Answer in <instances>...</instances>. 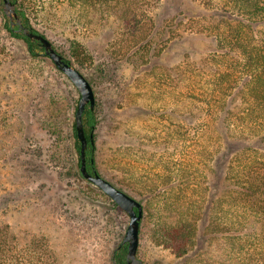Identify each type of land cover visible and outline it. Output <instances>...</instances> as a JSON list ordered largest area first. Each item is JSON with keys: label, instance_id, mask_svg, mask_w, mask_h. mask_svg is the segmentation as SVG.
<instances>
[{"label": "rangeland", "instance_id": "1", "mask_svg": "<svg viewBox=\"0 0 264 264\" xmlns=\"http://www.w3.org/2000/svg\"><path fill=\"white\" fill-rule=\"evenodd\" d=\"M129 1L97 0L82 23L50 13L35 24L93 84L102 174L130 184L139 200L153 193L142 202L138 257L144 264H264L259 190L252 195L236 183L248 170H264V137L237 136L198 109L209 101L200 86L217 78L208 63L217 27L238 21L215 10L216 0ZM3 10L0 0V225L23 241L46 237L57 264H114L130 215L80 172V90L51 57L30 53ZM219 134L227 150H212ZM167 183L176 187L155 193ZM189 199L203 207L195 229L177 210Z\"/></svg>", "mask_w": 264, "mask_h": 264}, {"label": "trees", "instance_id": "2", "mask_svg": "<svg viewBox=\"0 0 264 264\" xmlns=\"http://www.w3.org/2000/svg\"><path fill=\"white\" fill-rule=\"evenodd\" d=\"M14 1L25 24L32 27L36 32L43 33L36 26L39 15H49L53 13L62 18L72 14V17L82 23L83 13L89 12L88 8H91V5L94 6L93 2L97 0ZM103 1L106 0H102V3ZM115 1L119 5H127V7H130L133 3V1L130 2L129 0ZM216 1L219 5L215 10H222L223 15L229 14V17H233L238 22L231 27L229 26L230 28L228 29L226 28L227 26L221 28V23L219 22L220 24L215 32L217 44L214 51L215 54L208 60L212 75H214V77L217 76V78L215 77V83L212 87L200 86L202 92L200 96L202 97V95H205L203 93H206V97L209 98V101L204 105L198 104V109L200 112L212 115L216 121H218V119H223L229 131H233L237 136L245 138L264 137V0ZM125 10L126 13H129L130 9L126 8ZM6 26L14 36L26 41L32 55H39L41 51L45 53V48L41 44V41L33 40L22 32L16 31L15 28L18 26H15V28L12 27L10 20L6 23ZM43 34L47 36L45 33ZM78 55L84 57L81 59L82 62L88 60L87 57L89 56H85L84 52L78 51ZM65 58L67 61L72 62L70 58L66 56ZM238 100H240L239 103H237ZM234 102H236V104H234ZM188 108L189 104L186 105L185 111H187ZM84 122L86 133L90 141L87 149L88 168L91 172L96 170L102 174L99 162L100 147L98 142L101 116L97 107L95 109H91L90 106L86 108ZM74 135L76 138V148L80 154V172L83 175L81 170V142L77 134L76 123L74 125ZM218 137L220 144L212 150H227L228 146L226 145L224 148L220 134ZM216 155L219 154L216 153ZM233 167L229 165V170H227L229 174L227 172V176H231ZM105 177L121 189L133 195L128 188L131 187L129 186L130 184L123 182L121 178L115 181L110 177ZM236 183H238L237 186L240 187L239 190L245 189L247 193L252 195H256L259 190V205L261 209H264V204L260 203L264 201V170H260L259 174L248 170L245 177L238 178ZM175 187V184L172 183L161 186L158 185L155 193H161L164 189L172 190ZM152 194L153 193L148 194L143 200H148ZM207 198L208 197L205 196L204 199L206 200ZM143 200L141 201L143 202ZM189 201L190 202H181L177 210L180 213H185L183 216L187 221L189 219V222L193 223L192 226L195 229L194 224L199 222L203 215V207L193 203L192 199H189ZM116 205L119 206L117 202ZM167 209L169 208L167 207ZM217 212L215 210V213ZM175 213H177V211H175ZM260 220L264 227V217H260L259 221ZM142 223L143 222H141V230ZM194 229L190 230L188 233H190V235L194 234ZM178 239L179 236L172 238L173 241H176L175 247H181V244L177 246ZM188 247L190 246H187V252L190 250ZM127 253L128 244H122L116 251V254L113 255L114 264H129ZM189 261L190 260H187L186 263ZM0 264H57V256L46 237L35 236L29 240L23 241L22 237L14 232L9 225H0Z\"/></svg>", "mask_w": 264, "mask_h": 264}, {"label": "water", "instance_id": "3", "mask_svg": "<svg viewBox=\"0 0 264 264\" xmlns=\"http://www.w3.org/2000/svg\"><path fill=\"white\" fill-rule=\"evenodd\" d=\"M3 8L10 19L12 27L16 31L33 40L41 41L45 48V53L51 57L54 63L60 68L78 87L81 93V99L76 112V130L81 142V170L83 175L92 183L101 188L115 202L119 204L130 215V223L122 244H128L127 259L129 264H144L138 257L140 245L141 222L144 215V206L141 200L115 185L108 178L98 171L91 172L88 168L87 149L89 147V138L85 129L84 113L88 106L91 109L96 107V93L93 84L89 78L73 63L66 60L65 56L57 50L53 42L43 33L36 32L32 27L25 24L23 18L17 10L14 0H3ZM93 138V135H92ZM120 244L115 252L121 247Z\"/></svg>", "mask_w": 264, "mask_h": 264}]
</instances>
